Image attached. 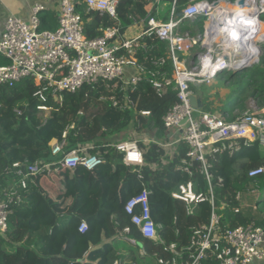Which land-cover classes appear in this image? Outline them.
Wrapping results in <instances>:
<instances>
[{"label": "trees", "instance_id": "16d2710c", "mask_svg": "<svg viewBox=\"0 0 264 264\" xmlns=\"http://www.w3.org/2000/svg\"><path fill=\"white\" fill-rule=\"evenodd\" d=\"M148 1L119 0L118 22L106 14L81 13L86 37L96 38L101 29L117 24L125 31L133 23L131 18L140 21L146 17ZM188 1L176 0L177 8L185 7ZM48 20L41 19L42 28L49 23L47 29L54 30L57 25ZM160 54L159 49L140 51L138 63L151 70L152 61ZM260 54L258 64L247 71L226 73L232 99L223 110H217L205 98L207 111L221 112L229 119V110L243 111L247 98L264 106V48ZM171 70L167 63V75ZM113 86L99 83L84 86L74 94L60 93L55 100L49 98L47 106L52 110L46 120L37 110L39 100L34 94L38 87L31 80L0 90V194L17 182L11 173L14 163L52 162L58 166L38 175L36 186L30 185L21 193L20 202L11 205L8 229L5 236H0V264H112L118 256L124 264H156L151 256L162 254V249L144 239L124 212L127 200L138 194L142 186L150 192L151 219L161 227L158 235L164 241L185 244L193 227L208 223L211 210L207 202L199 203L187 215L183 203L171 196L179 184L189 180L187 174L176 171L186 156V145L164 149L154 140L142 141L150 135L154 139L163 137L162 117L176 103V92L167 90L159 96L143 82L129 94L130 106L120 110L113 103L122 100L124 90L121 83ZM141 112L148 115L142 116ZM132 128L138 133L146 131L138 141L143 155V165L139 167L125 165L123 153L117 148L120 137ZM53 140H64V155L84 147L86 154L97 155L104 163L91 171L64 168L59 165L63 155L51 156ZM258 149L256 145L243 148L237 156H221L214 165V175L224 180L223 185L214 183L213 190L217 213L225 228L253 222L264 227V195L258 197L254 189L258 185L264 187V175L248 177L249 170L264 167V152ZM190 181L194 191L206 189L196 167ZM238 194L240 198L235 200ZM82 222L87 229L80 233ZM124 228H129V236L138 246L117 238V232ZM139 245L144 247L146 256L139 255Z\"/></svg>", "mask_w": 264, "mask_h": 264}, {"label": "built area", "instance_id": "2783aa9c", "mask_svg": "<svg viewBox=\"0 0 264 264\" xmlns=\"http://www.w3.org/2000/svg\"><path fill=\"white\" fill-rule=\"evenodd\" d=\"M163 1L149 0V4L158 7ZM239 3V0H189L185 7L178 9L176 0H172L167 22L157 21L147 14L141 21L145 23V28L134 37L122 34L119 24L101 29V35L96 38H88L84 33L81 13L106 14L118 22L116 8L119 0H83L81 3L80 0H59L57 27L54 30L42 28L44 7L38 3L31 7L26 20L9 16L3 24L0 55L6 65H0V90L13 88L23 80H31L38 87L34 96L39 100V114L52 110L47 106L49 98L55 100L60 93L74 94L84 86L99 83L106 87L121 83V89L127 94H132L143 82L148 83L159 96L167 90L176 92V103L162 117L165 137L158 145L164 149H175L180 143L186 145V156L176 171L187 174L189 180L179 184L171 196L183 203L187 215L203 202L209 204L211 212L207 224L191 229L187 243L166 242L158 235L161 227L151 219L149 190L142 186L138 194L127 200L124 212L130 216L131 224L144 239L162 249V254L151 256L156 264H262L264 261V227L254 222L233 229L222 225L213 184L223 185L224 180L212 172L215 157H231L253 145L264 150V106L249 102L247 109L232 113L227 119L218 116L217 111H207L201 102L197 104L199 106L191 103L193 98L196 99L194 88L208 87L224 72L236 71L234 68L241 63L244 52H251V58L243 61L247 66L258 63L264 41L255 39L249 42L243 38V34L254 36L256 30L239 33L237 27H223L222 20L207 17L209 11L216 7L230 15L240 13L244 20L256 19L264 23V0L251 5L247 0L241 5ZM79 5L83 8L80 9ZM131 19L132 24L137 22ZM196 21L197 24L201 22L202 32H179L183 24H196ZM152 36L164 43L165 53L152 61L153 68L147 70L138 63L136 54L139 49L143 52L147 50V45L141 43L142 38L152 39ZM167 61L172 67L169 75L164 70ZM126 69L133 70L127 79ZM113 106L120 110L128 108L121 101H114ZM141 115L147 116L148 112H141ZM65 137L64 133L62 138ZM63 148L64 140L61 143L51 142V156L63 155L59 165L64 168L73 170L83 167L91 171L104 163L97 155L86 154L84 147L65 155ZM117 148L123 153L125 165H143L137 140L120 143ZM54 164L23 162L11 166V173L17 182L0 194V236H5L8 229L11 205L20 202L23 198L21 193L30 185L36 186L38 175L58 167ZM194 167L203 177L207 190H193L190 180ZM260 175H264L262 166L248 171L249 178ZM239 198L238 194L235 200ZM86 229L85 222L78 227L80 233ZM129 232V228H124L117 232V238L138 246ZM138 252L140 256H146L141 245ZM112 264L124 262L118 256Z\"/></svg>", "mask_w": 264, "mask_h": 264}, {"label": "crops", "instance_id": "0c3cea01", "mask_svg": "<svg viewBox=\"0 0 264 264\" xmlns=\"http://www.w3.org/2000/svg\"><path fill=\"white\" fill-rule=\"evenodd\" d=\"M36 3L41 4L44 7V11L42 13L41 19L42 18L43 19L48 18L49 19L48 21L51 22V25H57L59 0H0V40H1L2 32H3V24L6 21V19L9 16H16V17H19V18L26 20L30 14L31 7ZM171 8H172L171 3L166 4L163 1L161 6H158V7L151 6L148 3L145 9H146V14H149L151 17H154L157 21L167 22L170 18ZM141 21H142V19L140 21H137L136 23L128 25L126 28H124V29H126L125 31H123L124 35H126L128 37H134L135 35H139L142 32V30L145 28V23L141 22ZM195 23L196 24H193V23L183 24L181 26V28H179V32L180 33L190 32V33H194V34L197 32L198 33L202 32L201 22H198V24H197V21H196ZM199 24H201V25H199ZM46 25H47L46 27L48 28V26L50 24L47 23ZM120 27H121V25H120ZM120 29H122V27ZM123 32H122V34H123ZM84 33H85V28H84ZM141 43L147 45L146 51L159 49V51H161V54L159 56H162L165 53L164 43L160 42L155 36H152V39L143 37L141 40ZM140 51H141L140 49L137 51V54H136L137 59L139 57ZM157 58L155 60H157ZM3 61H5V59H3L2 56L0 55V64L3 63ZM167 63H169L171 66V63L169 61H167L166 65L164 66V70H166ZM247 67L249 68V67H253V66H247ZM125 73H126V79H127L129 76H131L133 74V70L132 69H126ZM202 93H203V91L201 90V87L200 88H194L195 98L196 99L199 98L202 104L205 103L204 99L207 98L206 102L209 103L208 97H204L202 95ZM123 96L124 97L122 98L121 103L124 106L129 107V100L127 97H129L130 95L127 94V92H126V93H123ZM231 114H230V116H231ZM164 137H165V135H163V137H161L159 139H157V138L154 139V137L151 138L150 136H148L146 138L144 137V139L142 141H144V140L149 141L151 139V140H154V141L159 143ZM120 140L122 141V137H120ZM258 151L264 152V150H261V149H258ZM240 153L241 152H239L238 154H240ZM238 154H235L234 156H237ZM234 156H231V157H234ZM219 158L220 157L214 158V160H213L214 165L216 164V161ZM214 165L212 168V172L214 170ZM206 190H207V187H206ZM213 193H214V190H213ZM214 197H215V195H214ZM262 264H264V261L262 262Z\"/></svg>", "mask_w": 264, "mask_h": 264}, {"label": "rangeland", "instance_id": "374dc122", "mask_svg": "<svg viewBox=\"0 0 264 264\" xmlns=\"http://www.w3.org/2000/svg\"><path fill=\"white\" fill-rule=\"evenodd\" d=\"M258 34H261V33H258ZM257 38L258 37L256 36L254 38V40L257 39ZM262 40L264 41V38ZM259 58H260V56H259ZM259 58H258V62H259ZM0 65H6V61H3V63H1ZM250 68H252V67L247 68V70L250 69ZM247 70H245V71H247ZM239 73L240 72H237V71L234 72V74H239ZM226 75H227L226 73L219 75V77L216 78L215 81L212 83L213 85L211 84V86H209V87L201 86V90L203 91L202 95L204 97H208V102H212L210 104V107L212 109L218 108L217 110H223V108H225L228 105V103L231 101V99H232V96H231V93H230V89L227 88V86H226V83H227V81H226L227 79L225 77ZM249 102H255L258 105L257 101L254 100L253 98H247V100H245V102H244L243 111L248 108ZM225 110H229V109H225ZM229 111H231L230 114L231 113H236V112H242V110H240L238 108L231 109ZM216 114L218 116H220L221 112H216ZM48 116H49V113L41 115L43 120H46V117H48ZM196 116H198V115L196 114ZM144 132H146V131L138 133V132H136V130H134L132 128L122 137L121 143L123 144V143H125L127 141H130V140L139 141V139H141L144 136ZM150 137L152 138L153 135H150ZM175 138H177V136H175ZM163 140L164 139H162L160 142H162ZM254 189H255V192H256L258 197H262L264 195V187H263V185H258Z\"/></svg>", "mask_w": 264, "mask_h": 264}, {"label": "bare ground", "instance_id": "6f19581e", "mask_svg": "<svg viewBox=\"0 0 264 264\" xmlns=\"http://www.w3.org/2000/svg\"><path fill=\"white\" fill-rule=\"evenodd\" d=\"M240 4H242L244 2V0H239ZM247 2L251 5L252 3H257L260 2V0H247ZM242 14L237 13L234 15H230L227 12H223L222 10H219L218 8L214 7L212 10L209 11V13L207 14V17H209L212 20H222V25L223 27H237L239 30L238 32L241 33L242 30L244 31H251L254 32L255 30V35L254 36H249L246 34H243V38L253 41L254 38L257 36L258 40H262L264 37V23H262L260 20H244L243 18H241ZM261 33V34H258ZM251 58V52H244L242 58H241V63L238 64L234 69L237 70V68L241 65V64H246L243 61H247L248 59Z\"/></svg>", "mask_w": 264, "mask_h": 264}, {"label": "water", "instance_id": "95a60500", "mask_svg": "<svg viewBox=\"0 0 264 264\" xmlns=\"http://www.w3.org/2000/svg\"><path fill=\"white\" fill-rule=\"evenodd\" d=\"M240 4V3H239ZM241 5V4H240ZM258 57H259V55H258ZM247 65L246 64H241L238 68H237V72H240V73H242L243 71H245V70H247ZM234 73V72H233ZM200 99L198 98V99H192L191 100V103H192V105H196V106H199V105H197V104H200ZM184 122H182V124H183Z\"/></svg>", "mask_w": 264, "mask_h": 264}, {"label": "clouds", "instance_id": "9594fccd", "mask_svg": "<svg viewBox=\"0 0 264 264\" xmlns=\"http://www.w3.org/2000/svg\"><path fill=\"white\" fill-rule=\"evenodd\" d=\"M234 72H236V71H234ZM224 73H232V74H234L233 72H224ZM224 73H223V74H224Z\"/></svg>", "mask_w": 264, "mask_h": 264}]
</instances>
